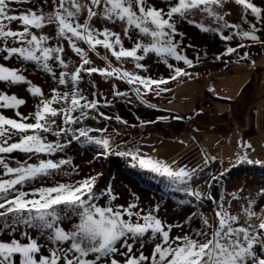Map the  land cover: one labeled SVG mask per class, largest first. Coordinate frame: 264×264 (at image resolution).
<instances>
[{"label": "snow or ice", "instance_id": "1", "mask_svg": "<svg viewBox=\"0 0 264 264\" xmlns=\"http://www.w3.org/2000/svg\"><path fill=\"white\" fill-rule=\"evenodd\" d=\"M236 3L243 9L241 23L226 18L234 13L224 11V0H0V264H264V210L258 213L256 200L251 195L245 200L242 189L227 194V200L226 190L214 194L231 161L227 168H217L213 162L218 157L203 145L200 160L188 163L159 156L155 146L149 152L144 141H121V150L107 124L88 123L122 121L103 109L116 98L132 103L128 98L133 94L143 104L160 108L147 94L159 97L169 92L168 81L191 77V67L209 53L186 51L194 45L184 42V21L225 42L213 59L229 54L238 61L251 59L248 51L239 50L252 42L264 45V5L254 0ZM25 4L34 6L15 7ZM207 17L218 26L206 23ZM116 25L120 31L114 30ZM46 27L53 31L46 32ZM66 46L77 60L66 55ZM97 46L118 63L104 55L105 66L93 65L88 50ZM153 54L167 74H149L143 60ZM126 59L135 70L121 66ZM29 73L43 74L50 83L37 82ZM93 73L126 81L129 87L121 90L113 83L109 96L92 81L88 92L81 85ZM17 86H24L31 97L27 111L29 97L12 90ZM168 112L155 121L185 119ZM137 119L142 126L155 123ZM77 144L93 152L90 162H76L71 153ZM239 147L237 163L257 162L249 159L250 142L241 140ZM114 153L159 175L168 188L183 192L186 201L208 202L210 214L194 211L173 225L161 216L160 202L145 205L134 192L121 202L122 194L112 183L101 187L103 171L89 166ZM200 182L206 185L203 190ZM233 197L244 201L236 213L231 211ZM194 218L198 227H192Z\"/></svg>", "mask_w": 264, "mask_h": 264}, {"label": "rangeland", "instance_id": "2", "mask_svg": "<svg viewBox=\"0 0 264 264\" xmlns=\"http://www.w3.org/2000/svg\"><path fill=\"white\" fill-rule=\"evenodd\" d=\"M254 2L264 5V0H254ZM224 3L227 5L224 11L234 13L226 18L232 22L241 23L242 6L238 5L236 0H224ZM32 6L34 5L25 4L15 7L17 10H24ZM197 19L199 20V16ZM253 19L249 15V20ZM95 21L96 18H94ZM206 23L211 24L213 28L218 26L211 17H207ZM12 26L17 27L18 22H13ZM98 26L104 25L98 23ZM244 26L247 27V24ZM180 28L187 34L184 42L194 45L186 49L190 55L197 50L201 53L206 50L209 53L206 58L201 55V62L191 67V77L180 76L168 81L169 92L159 97L154 93L147 94L146 99L151 103L161 105L160 108L153 109L143 104L133 94L128 98L132 103L116 98L114 105L103 109L110 115H120L128 122L127 124L123 123V120L115 119L106 122L89 120L88 123L94 127L107 124L109 134L112 135L116 144L120 145L121 150L124 147L120 144L121 141L133 144L144 141L147 151L151 152V148L155 146L156 154L168 160L179 158L185 163L193 159L199 161L203 154L201 152V145H203L210 154L218 157V160L213 162L217 168H227L228 162H232V167L226 173L224 182L216 188L214 194L222 189L226 190L227 200L229 198L227 194L242 189L245 200L250 195L256 200L258 204L256 211L259 213L264 210V195L261 194V189H264V45L252 42L239 50L241 53L248 51L251 59L238 61L235 54H229L222 60H215L213 55L221 51L225 43L218 34L201 30L198 25L187 21L182 22ZM114 30L120 31V26L116 25ZM45 31L51 33L53 28L46 27ZM224 31L227 34L228 29ZM237 42H239L238 37L232 41L233 44ZM128 44L129 42L125 40V45ZM66 55L71 56L73 60L78 59L77 55L67 46ZM88 55L95 66H105L104 55H108L114 65L118 63L116 58L103 46H97L96 51L88 50ZM253 60L255 64L252 63ZM143 62L147 64L149 74H167L166 66L158 60L155 54L145 57ZM121 66L127 70H135V65L130 59L124 60ZM29 75L33 76L37 82L50 83L43 74L29 73ZM214 77H219L218 81H215ZM92 81H95L99 90L109 96H111L113 83H116L121 90L129 87L126 81L118 78H105L99 73H93L90 77L86 75L81 87L91 92ZM213 87L215 91L211 90ZM12 90L29 97L28 103L24 106L25 111L29 110L32 100L29 94L23 91L25 89L15 87ZM168 110H172L173 114H182L185 119L155 121L158 112L163 111L164 113L160 115H168ZM4 111L6 113L7 109ZM138 116L144 120L155 121V123L142 126L137 119ZM147 116L151 118H146ZM241 140L245 142L249 140L252 143L253 151L249 152V159L257 162L237 163L235 161V157L241 150L239 147ZM71 154L76 156L77 163L83 165L91 161L93 152L77 144ZM13 155L24 159L20 152H15ZM128 162V158L114 153L109 157L91 162L89 166L103 171L101 187L112 183L114 188L122 194L121 202L129 199L133 192L139 195L141 202L145 205L160 202L161 216L173 225L184 220L194 211L202 210L210 214L211 205L208 202L195 205L191 199L185 200L183 192L174 189L165 191L164 187L161 189L162 187L157 183L159 179L163 182L161 177L153 173L159 178L156 181L146 177L141 178ZM221 162H223L222 165ZM89 166L84 167V172L89 171ZM199 187L203 190L206 185L200 182ZM231 199V211L236 213L244 206V201L234 197ZM181 201L184 202L180 203ZM198 226V218H194L192 227ZM184 230L189 229L185 227ZM177 231L174 228L173 234Z\"/></svg>", "mask_w": 264, "mask_h": 264}, {"label": "trees", "instance_id": "3", "mask_svg": "<svg viewBox=\"0 0 264 264\" xmlns=\"http://www.w3.org/2000/svg\"><path fill=\"white\" fill-rule=\"evenodd\" d=\"M162 113H164L163 111H161L160 113L158 112V115H160V114H162ZM146 118H151L150 116H147ZM129 163V162H128ZM130 166L132 167V169L135 171V172H137L140 176H141V178H148V179H150V180H152V181H156L157 179H159L158 177H156L153 173H151L149 170H146V169H142V168H139V167H135V166H133L132 164H130ZM148 176V177H147ZM157 176H159V175H157ZM153 177L155 178V179H153ZM160 177V176H159ZM157 183H159V185H160V187H162L161 189H163V187H164V190L165 191H168L167 189H170V188H168L166 185H165V183L164 182H161V180L159 179L158 180V182Z\"/></svg>", "mask_w": 264, "mask_h": 264}, {"label": "bare ground", "instance_id": "4", "mask_svg": "<svg viewBox=\"0 0 264 264\" xmlns=\"http://www.w3.org/2000/svg\"><path fill=\"white\" fill-rule=\"evenodd\" d=\"M47 80V79H46ZM49 82V81H48ZM19 89L22 88V89H25L24 86H17ZM25 92V90H23ZM26 94V93H25ZM27 95V94H26ZM29 105V104H28ZM7 114H11V110L10 109H7L6 111Z\"/></svg>", "mask_w": 264, "mask_h": 264}, {"label": "built area", "instance_id": "5", "mask_svg": "<svg viewBox=\"0 0 264 264\" xmlns=\"http://www.w3.org/2000/svg\"><path fill=\"white\" fill-rule=\"evenodd\" d=\"M252 149V148H251ZM251 149L249 151H251Z\"/></svg>", "mask_w": 264, "mask_h": 264}]
</instances>
